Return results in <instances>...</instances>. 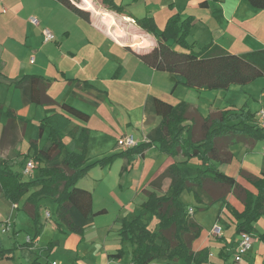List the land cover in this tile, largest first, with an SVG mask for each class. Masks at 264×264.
I'll return each instance as SVG.
<instances>
[{
  "label": "trees",
  "instance_id": "16d2710c",
  "mask_svg": "<svg viewBox=\"0 0 264 264\" xmlns=\"http://www.w3.org/2000/svg\"><path fill=\"white\" fill-rule=\"evenodd\" d=\"M56 1L80 19L90 22V13L78 8L71 0ZM209 1L218 0H204L200 7L208 8ZM247 1L251 6L264 10V0ZM103 3L110 11L126 13L124 7L114 0H103ZM135 21L138 27L151 34L157 42L149 53L137 55L140 61L154 71L171 77L182 76L183 84L190 89L197 92L228 90L232 85H247L264 77V50L242 55L231 54L217 45L203 47L199 52L192 50L188 37L195 21L193 16H170L160 33L153 17L147 16ZM172 44L184 52L173 50ZM4 82L20 92L24 106L49 108L48 115L39 124L41 136L48 131L47 143L43 148L32 144L35 150L33 159L38 162L34 179L25 181L8 166H0V195L12 205H18L32 188H40L27 198L23 208L32 222L35 235L20 247L34 249L38 246V237L43 227L38 222L37 211L42 198H50L56 203L58 225L63 224L67 232L84 238L95 218L104 214L105 210L94 212L93 194L79 188V180L93 167L105 168L120 157L140 155L154 145H158L160 151L168 156L176 157L181 154L187 160H196L199 168L194 177H184L178 164L171 165L151 182L150 187L154 191L145 192L147 200L142 209L149 213V218L139 215L120 220L121 241L129 242L132 246L131 264H209V249L199 252L193 249L194 243L202 236L203 228L193 217V208L187 209L181 200L184 191L192 193L199 203H202L204 195L208 206H225L237 222L236 234L246 233L264 242V233H259L255 227L264 218V169L261 177L241 171V175L248 179L252 187L248 189L237 178L227 175L213 164H230L234 159L230 148L234 144L242 143L250 150L258 141H264V128L253 121L255 115L236 116L222 111L203 118L196 108L186 102L173 105L160 98L150 97L146 102L145 112L160 117L161 123L148 135V141L125 153L104 157L88 165L89 130L82 129L79 133V152L69 151L62 136L72 125L73 118L88 122L90 116L87 113L68 104L59 106L61 112L56 111L58 104L48 95L51 81L42 76L23 75L8 79L0 73V85ZM175 83V86L179 84ZM78 84H83L87 89H96L86 81H79ZM188 121L191 122L190 125L186 124ZM25 126L26 123L9 109L3 134H15L19 128L25 129ZM77 134V128L69 133L73 138ZM197 136L201 138L196 140ZM167 180L170 181L168 192L159 195L157 191H162ZM230 196L241 200L244 207L241 212L229 204ZM154 217L158 224L152 229L150 223ZM58 244L59 242L53 241L32 250L35 259L30 264H43L40 262L42 255L45 252L52 253ZM14 251V248L6 249L0 239V260L11 259ZM124 254V249H120L108 258L121 260Z\"/></svg>",
  "mask_w": 264,
  "mask_h": 264
},
{
  "label": "crops",
  "instance_id": "0c3cea01",
  "mask_svg": "<svg viewBox=\"0 0 264 264\" xmlns=\"http://www.w3.org/2000/svg\"><path fill=\"white\" fill-rule=\"evenodd\" d=\"M80 1L82 5H84L83 8L78 6L77 7L90 13V22H86L80 19L72 11L68 10L56 0H0V73H2L8 79H16L23 75H39L51 81V86L48 90V95L58 104V106L55 107V110L58 112L62 111L59 106L62 104H68L66 103V100H70L72 98H74L81 104L89 106L90 108L95 110L96 113H99L101 109H104L106 107V114L100 117L97 122L98 125L96 127H93L91 125L93 118L88 114L90 116L88 122H83L79 119L75 120L76 118H73L72 125L70 126V128L62 134L64 142L67 145V149L69 148L68 142H71L73 143V145H75V150L79 152V133L82 129H88L89 140L87 158L89 161L88 152L94 135L101 139H103V137L113 138L114 147H112V152L114 155L118 154L120 148V140L126 137L133 136L138 145L146 143L148 141V135L161 123L160 117L154 115L148 116V113L145 112V105L147 100L150 97H153L151 95H145L144 97L145 105L142 110L140 109V114L138 113V122L132 121V119H125L122 123L119 124L112 120L114 115H117L118 118V108L115 106L113 101L109 99L110 92L103 91V89H100L97 85L94 84V82L99 81L100 78H106L108 79H105L106 84H116L115 86H118L119 83H122L120 85L125 88L130 86L140 87V84L136 83V81H134L135 79L131 78L132 73L122 62H115L109 67H105V69L109 70L108 72H106V76L102 75L104 74V72H102L103 70L99 69L97 64H95L98 59H100L101 62H104V64L106 63L105 55H103V52L101 50L105 42V38L101 34V31H103L106 35L113 39L121 49H124L126 55H131L132 57L137 59L142 65H144L150 70L152 69L143 64L137 57V55L149 53L156 46L157 42L154 43L152 39L148 36V38L152 41V45L150 46V48H148V50H145V52H140L139 50L134 49L136 45L132 44L133 36L139 33L147 32L138 27L135 21L138 18L133 17V15L122 4H119L117 0H114L115 3L124 7L126 12L125 14H117L113 11H110L108 7L103 3V0ZM133 1L136 2V0ZM202 1L204 0H197L195 4L198 6V9L193 12L194 14L188 15L194 17V27L198 20H200L202 24H205V22L209 19L210 27L208 26V28L214 31L212 34H214L215 36L212 42L221 45L223 49H225L231 54L242 55L230 51V45L228 44L227 46L222 43V38L225 35V28L222 27L220 23L225 22L228 26H234V29H236L237 26L241 28V21H235L233 18V16H236L238 19H241L239 13H237L236 10H233L231 14L230 10H227L226 6L229 7L230 5H232V3L236 4L239 1L241 7L246 8L245 6H247L248 1L219 0L216 3L214 2V4L210 3L209 1L208 8H201L200 3ZM47 5H50L52 8L49 14H47V11L43 9L44 6ZM58 5L66 9L72 15H74L76 19H65V21L61 22L55 21L56 17L54 15H56L58 12V10H56L55 8L59 7ZM213 6H217L218 9V17L216 18L210 16L209 13ZM252 12L259 13V16H262L261 20H264V10L259 12H257L256 10H252ZM26 14V19H22L21 17L25 16ZM230 15H232V17H230ZM32 16H38L43 25L35 26L31 21ZM147 16L149 15H146L145 17ZM199 16L200 19H198ZM54 22L56 23L53 24ZM245 22L246 21L244 20L243 23ZM46 27L55 31L56 35L52 31L55 35L54 42H44L42 29ZM211 27H213V29H211ZM56 36H58V38L62 36L61 40L63 39V42H60L58 38H56ZM125 38H130V41L124 43L123 40ZM190 38L191 37H189L188 39ZM94 39L97 40V45L96 41L94 42ZM231 45L235 46L236 42L233 41ZM33 51L35 52V54H32ZM29 54L32 55L31 59L34 60L33 62L31 61V59L29 62L26 61L27 55ZM33 55H35L36 58L40 61L38 65V61H35L36 58H34ZM69 69L70 71L72 69H79L81 71L79 72V74L81 75H77L78 77H74L69 71ZM53 74H55V77H53L52 80L48 79V76H52ZM79 81H86L89 84L93 85L96 89H87L84 87L83 84H78ZM61 85H64V87H66L67 89L66 91L64 90L65 92L63 91L64 93L62 96L59 90H57V88ZM128 92L130 93L131 91L128 89ZM18 97H20V102H18ZM190 105L193 108H196L203 118H207L210 114L220 113L223 111L220 109L212 108L209 114L206 116L200 111V109L196 105ZM140 107L143 106L141 105ZM9 109H12L15 112L16 117L25 123H27V119L32 118L34 120L38 116L39 124L40 121L48 115L49 110V108L43 106H24L22 104L20 92L14 89L13 87L9 86L8 83L4 82L0 85V120L6 118L8 121ZM7 121L2 127L0 126V146H4V149L6 150V156L9 155V152L7 151L9 146H20V142H22V140L24 139V131L26 129V127L25 129L19 128L15 134H13L12 132L3 134V127L7 124ZM186 124L190 125L191 122L188 121ZM137 125L139 128L136 127ZM123 126L126 127V133L123 132L121 133V135L117 136L115 132H119V130L121 129L123 130ZM132 127L135 128L134 131L138 134L136 135L137 138H135V136L132 135V133H129L128 131L129 128ZM76 128L78 129V134L76 135V137L73 138L71 137V135H69V133ZM197 134H199V131H197ZM75 150L71 152H75ZM22 154L23 153L21 152V155ZM135 157L136 160L132 161V163L130 157L124 159V167L121 173V177L123 179H130V181L129 187L125 188L126 183H124V185H120V189L122 195L128 194V198L125 197V199L129 200L122 201L121 208L117 207V211L115 214L110 216L109 209L102 208V203L97 206L94 193H92L94 212L98 213L99 211L105 210V213L102 214L105 216L96 217L94 220V224L90 228H88L84 234L85 243H93V245H95L96 247V252L102 253V255H100L97 261H92V264H131V259H129L127 263L125 260L120 261L108 258L109 255L115 254L118 250H120L119 243H121V241L119 237H117V233L115 235L108 233L104 238L106 244L103 243V239L101 238L99 233L98 225H101L102 222L106 221L104 228H110L109 232H113V230H116V232H118L120 228L119 221L122 218L131 219V214L136 212L137 207L140 206L141 208L143 203L147 200L145 192L154 191L150 187L151 182H153L161 174H163L171 165L178 164L181 169L182 164L186 161L181 154L176 157H171L166 154H163L160 151L158 145L151 146L142 154L135 155ZM27 162L28 160L25 162L23 167L26 165ZM125 164H127L126 167ZM213 164L217 166V163ZM198 168L199 166L197 165L194 170L197 171ZM244 172L246 174L253 175L252 173H249L247 171ZM134 174H136L137 176H134ZM240 182L241 185L243 184L242 186L244 188H252L251 186L244 184L242 181ZM169 185L170 181L167 180L163 185L162 191H157V193L159 195L166 194L169 190ZM202 196V203H200L202 206V210H206L214 206H219V210L217 211V218L210 230L206 231L205 235L201 236L194 243V251L199 252L206 248L209 249V264H245V262H250V264H264V242L260 243V246L257 248L254 258H250L251 256L247 257L246 255L241 261V263L235 262L234 250L236 245L240 241V235L236 234L235 230H233L234 232L231 235V229H233V227L236 226L237 223L231 217L229 211L227 212V215L226 211L223 210V208H226L225 206L221 204L208 206L206 198L204 197V195ZM0 197L2 196L0 195ZM228 202L232 207H234L240 212L244 208L243 203L236 196H230L228 198ZM12 206L14 209H20L19 205ZM194 209L195 208H193V217L200 224L199 216L196 217ZM224 217H226V219ZM9 220H6V218L0 214V223H2V227L4 228V230L7 228L4 227L3 223L7 222L11 227L9 228L10 230H8L11 231L12 224H10ZM218 224H222L226 229V232L222 228V237H212L210 234L211 229ZM256 229L259 233H262L257 227ZM227 234L230 235L228 236ZM255 239L256 237H254L253 244L255 243ZM111 241H114L116 243V251L109 250L110 248L107 245H109ZM20 246L21 245H19V250L21 251V258L25 262V264H30L35 259L32 255V250L37 247H41L39 243L38 246H35L34 249ZM254 246H252V248ZM79 248L80 246L77 245L76 250L78 251ZM252 248L251 250H253ZM79 259H81L80 262L78 261ZM86 259V256H82L80 255V253H78L75 260L81 264H86ZM52 261L58 263L60 262L57 260ZM180 264L184 263L181 262Z\"/></svg>",
  "mask_w": 264,
  "mask_h": 264
},
{
  "label": "rangeland",
  "instance_id": "374dc122",
  "mask_svg": "<svg viewBox=\"0 0 264 264\" xmlns=\"http://www.w3.org/2000/svg\"><path fill=\"white\" fill-rule=\"evenodd\" d=\"M72 1L76 6L83 8L84 5H82L80 0ZM117 1L119 4H122L135 18L141 19L146 15L153 17L158 26V33L163 30L170 16L174 14H180L183 18H185L188 15L194 14L193 12L198 9V6L195 4L197 0H136V2H134L133 0ZM210 3L214 4V1H210ZM247 6H245L246 8L241 7L239 1L236 4L232 3V5H230L229 7L226 6L227 10H230L231 14L233 10H236V12L239 13L241 19H238L236 16H233V18L235 21H241V28L237 26V28L234 29V26L232 25L228 26L225 22L220 23V25L225 28V35L222 38V43L227 46L229 44L230 51H233L237 54H245L255 50L264 49V20H261L262 16L260 17L259 13L252 12V10H256L257 12L263 10L251 6L249 2ZM43 9L47 11V14H49L52 8L50 5H47L44 6ZM55 9L58 10L57 14L54 15L56 17L55 21L61 22L65 21V19H76L74 15L69 13L66 9L62 8L61 6ZM209 13L210 16H213L214 18L218 17L217 6H213ZM26 16L27 14L25 16H22L21 18L26 19ZM230 17H232V15H230ZM198 19H200V16ZM33 20H36L39 23V26L43 25L38 16H32L31 21ZM244 20L246 21L245 23H243ZM55 23L56 22H54L53 24ZM208 26L210 27L209 19L205 22V24H202L200 20L196 22L195 27L193 24V27L191 29L192 35L190 33L191 36L189 37L191 38L188 39V43L192 45V50H194L195 52H199L202 47L212 45H217L221 47V45L212 42L215 37L214 34H212L214 31L210 30ZM211 29H213V27H211ZM51 31L55 33L54 30ZM144 33H139L133 36L132 44L136 45L134 49L139 50L140 52H145V50H148V48H150V46L152 45V41L154 43L156 42L155 39L149 33ZM101 34L105 38V42L101 50L103 52V55H105L106 63L104 64V62H101L100 59H98L95 64H97L99 69L103 70L102 72H104V74L102 75L106 76L105 74L109 70L105 69V67L107 68L115 62H122L132 73L131 78L135 79L134 81L140 84V87L130 86L125 88L120 85L122 83H119L118 86H115L116 84H106V78H100L99 81L94 82V84L97 85L100 89H103V91L110 92L109 99L113 101L115 106L118 108L119 114L118 118L117 115L113 116L112 120L114 122L120 124L125 119H132V121L138 122L140 109L142 110L145 105V95L158 97L163 101L173 105H177L181 102L194 104L206 116L209 114L212 108H215L223 111H228L229 114H234L236 116L246 114L255 115L253 119V121L255 122L257 121L256 114L259 111L264 110V77L258 78L254 82L247 85H232L228 90H206L202 91L201 93H198L197 91L190 89L183 84L184 78L182 76L173 75V77H171L170 75H165V73L154 72L146 68L131 55H126L125 50L121 49L119 45H117L115 41L111 39L108 35H106L103 31H101ZM148 36L152 39V41L148 38ZM61 37L62 36L58 38V36H56V38H58L60 42H63V39L61 40ZM232 40L236 42L235 46L231 45L233 43ZM95 41L97 45V40L94 39V42ZM129 41L130 38H125L123 40L124 43ZM171 47L177 52H184L183 49L179 48L176 45L172 44ZM32 54H35V52L33 51ZM31 56V54L27 55V62L30 61ZM33 56L34 58H36L35 55ZM35 61H38L37 65L40 62L37 58ZM70 72L74 77H78L77 75H81L79 74V72H81L79 69H72ZM54 75L55 74H53L52 76H48V79L52 80L53 77H55ZM175 82H179V84L175 86ZM128 89L131 91L130 93L128 92ZM57 90H59L62 96L67 89L66 87H64V85H61L57 88ZM19 98L20 97H18V102H20ZM66 103L89 114L93 118L91 123L93 127H96L98 125L97 122L100 117L106 114V107L104 109H101L99 113H96L95 110L85 104H81L74 98L66 100ZM141 105L143 107H140ZM147 115L152 116L151 114ZM6 121V118L0 120V126L2 127L6 123ZM25 127L26 129L24 131V139L22 140V142H20L19 147L18 145L8 147L7 151L9 152V155L6 156V150L4 149V146H0V166L4 167L9 165L8 167L12 171L19 173L25 181H30L34 179L35 173L29 176L23 175V171L25 168L23 167V165L27 160L33 159L35 155V150L34 147H32V144H37L38 148H43L46 145L48 140V131H46L42 136L39 134L38 116L34 120L32 118L27 119ZM136 127H138V125ZM122 128L124 129L119 130V132H115L117 136L121 135V133L123 132L126 133V127L123 126ZM134 129L135 128L132 127L129 128L128 131L129 133H132L135 138H137L136 135L138 134L134 131ZM200 138L201 136H197L196 140ZM68 145V149L70 151L75 150V145H73V143L68 142ZM112 147H114L113 138L103 137V139H101L94 135L88 152V165L104 157L113 155ZM230 150L234 155L233 161L230 164H217V166L219 167V169H221L222 172H225L231 177L237 178L240 184V181H242L244 184L251 186L248 182V179L245 178V176L243 177L241 175V171H247L258 177L262 176V171L264 169V141H258L254 148L250 150H247V147L242 143L232 145ZM20 151L23 153L22 155ZM126 151V148H122L120 146L118 154L122 152L125 153ZM75 152L78 151L75 150ZM135 158V155H130L131 163L132 161L136 160ZM124 159L125 158L120 157L116 159L110 166H107L105 168H102L100 166L93 167L90 172L78 182L79 188L94 193L97 206L102 203V208L109 209L110 216L116 213L117 207L121 208L122 201L129 200L125 199V197L128 198V194L122 195L120 189V185H124V183H126L125 188L129 187L130 181V179H123L121 177V173L124 167ZM185 160L186 161L182 164L181 168L182 175L184 177H194L197 173L194 168L198 165V162L194 159L187 160L185 158ZM126 166L127 164H125V167ZM134 176L137 175L134 174ZM39 190V187L32 188L29 194H27L18 203L20 208L19 210L14 209L9 201L4 199L3 197H0V214L4 216L6 220L10 219L9 222L10 224H12V229L11 231H9V228L11 227L7 222L3 223L4 227L7 228L5 230L2 227V223H0V239L3 241V244L6 249H15L13 257L11 259H1L0 264H25V262L21 258V251L19 250V245H23L24 243H26L28 241V237H34L35 230L32 227V222L29 216L26 214L23 208L27 198L31 194ZM181 200L186 205L187 209H190L191 207L195 208L194 213L196 217L199 216L200 225L203 228L202 236L205 235L206 231L210 230L217 218V211L219 210V206H214L206 210H201V204L196 201L192 193H189L187 191H184L182 193ZM56 209V203L50 198H42L39 202L37 218L39 224L42 225L43 229L38 237V243L43 247L53 241L59 242V244L54 247L52 253L45 252L42 255L41 263L50 264L53 262L52 260H57L60 261L59 264H81L79 263L81 259L78 260L79 262L75 260L78 253H80V255L82 256L87 257L85 261L86 264H92V261H97L100 255H102V253L96 252V247L95 245H93V243H85L84 238H81L76 234H71L67 232L66 227L63 224L58 225ZM223 210H225L226 213L228 212L226 208H223ZM48 213H50L51 215L50 218H47ZM139 215H143L144 218H149V213L144 211L142 209V206L141 208L140 206L137 207L136 212L132 213L130 217L134 218ZM104 216L105 215H98L97 217ZM224 218L226 219V217ZM105 223L106 221L102 222L101 225H98L99 233L101 238L103 239H101L103 243H105L104 238L108 233L113 235L117 233V237H119L121 241L119 235L122 226L121 222L119 221L120 228L118 232H116V230H113V232H109L110 228H104ZM157 224V219L155 217L152 218V221L150 223L151 228L155 229L157 227ZM218 226L223 228L226 232V229L222 224H218ZM236 226L231 229V235L234 232L233 230L236 229ZM255 227H257L262 233H264V218L260 219L255 224ZM227 235L229 236L230 234ZM261 242L262 241L258 238L255 239V243L252 245L255 246L252 248L253 250H251L247 254V257H255L256 250L260 246ZM77 245L80 246L78 251L76 250ZM107 246L110 248V251L117 250L116 243L114 241H111ZM119 247V249H124L125 251L123 258L120 261L125 260L128 263V260L132 258L131 244L129 242L121 241V243H119ZM245 264H250V262H245Z\"/></svg>",
  "mask_w": 264,
  "mask_h": 264
},
{
  "label": "built area",
  "instance_id": "2783aa9c",
  "mask_svg": "<svg viewBox=\"0 0 264 264\" xmlns=\"http://www.w3.org/2000/svg\"><path fill=\"white\" fill-rule=\"evenodd\" d=\"M32 22L35 26H39V23L36 20H33ZM42 35H43L45 43H51V42H54V40H55L54 33L48 28L42 29ZM33 61L34 60H32V62ZM256 125L264 128V110H261L257 113ZM119 144L122 148H126L127 150L132 149L138 145V143L135 141L133 136L126 137V138L120 140ZM24 167L25 168L23 171V175L29 176V175H32L35 172V170L38 168V163L34 159H31V160H28V162L26 163V165ZM50 217H51V215H50V213H48L47 218H50ZM210 234L212 237H222V235H223L222 228L218 225H215L211 229ZM27 240H28V242L30 241L29 237ZM253 242H254V238L252 235H249L246 233H243L240 235V241L238 242V244L236 245L235 250H234L235 262L241 263L243 258L251 250ZM50 264H59V263L58 262H52Z\"/></svg>",
  "mask_w": 264,
  "mask_h": 264
}]
</instances>
